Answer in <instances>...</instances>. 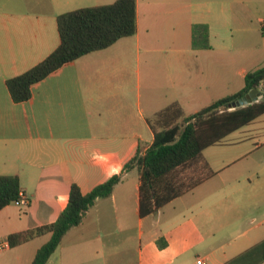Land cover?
Instances as JSON below:
<instances>
[{"label": "crops", "instance_id": "1", "mask_svg": "<svg viewBox=\"0 0 264 264\" xmlns=\"http://www.w3.org/2000/svg\"><path fill=\"white\" fill-rule=\"evenodd\" d=\"M115 1L0 0V176H18L27 201L0 211V243L54 223L72 184L88 194L119 175L47 264H226L264 240V218L246 214L264 211V116L206 149L214 176L156 214L140 215V173L125 165L153 144L159 112L178 103L195 114L264 66V0H136L133 37L64 65L14 103L7 80L59 47L57 18ZM194 25L209 27L210 50L194 49ZM50 238L9 246L0 264H32Z\"/></svg>", "mask_w": 264, "mask_h": 264}, {"label": "trees", "instance_id": "2", "mask_svg": "<svg viewBox=\"0 0 264 264\" xmlns=\"http://www.w3.org/2000/svg\"><path fill=\"white\" fill-rule=\"evenodd\" d=\"M60 45L45 60L25 73L7 80L6 86L14 103L21 104L32 98V87L45 80L64 65L93 52L105 50L121 39L133 37L137 32L136 0H117L113 4L82 8L57 18ZM192 45L196 50H210V30L207 25H194ZM264 83V66L247 74L240 92L213 102L199 112L186 116L180 104L174 103L159 112L150 127L154 142L125 165L129 170L137 167L140 173V215L158 213L166 205L193 191L214 172L204 162L206 149L221 145L235 132L264 116V98L244 107H234L241 98L259 89ZM193 167L204 173L200 179L189 182L180 177V170ZM121 176L83 194L77 184L69 190V201L58 219L46 226L8 237L10 247L26 244L37 237L51 235L39 249L32 264H47L60 246L65 235L79 226L86 213L100 199L109 198L120 183ZM188 181V180H187ZM23 195L18 176H0V211ZM161 248L166 243L160 242ZM226 264H264V240Z\"/></svg>", "mask_w": 264, "mask_h": 264}, {"label": "rangeland", "instance_id": "3", "mask_svg": "<svg viewBox=\"0 0 264 264\" xmlns=\"http://www.w3.org/2000/svg\"><path fill=\"white\" fill-rule=\"evenodd\" d=\"M261 47H262V44H261ZM263 120V121H262ZM258 125H262L263 127H264V118L263 119H261V121H259L258 123H257ZM264 129V128H263ZM264 152H263V149H261L259 152H258V154L259 155H262ZM180 177L182 178V179H184V180H186V182H189L190 181V179L192 178H194V179H200L202 176H204V173H202V172H200V175H199V172H197V175H195V177H191V176H193L194 174H196V170H194L193 169V167H188V168H186V169H181L180 171ZM188 180V181H187ZM264 204V203H263ZM260 205H262V203L260 204ZM258 207H255V208H252V210L250 211V210H247V212H246V214L247 215H249V216H258L259 217V221L261 220V219H263L264 218V211H262V210H259V211H256V209H257ZM249 221H250V219L249 220H247L246 221V223H245V225H247V223H249ZM244 225V226H245ZM247 227L245 226L244 227V229H246ZM226 241L228 242V241H230V238H229V236L226 238Z\"/></svg>", "mask_w": 264, "mask_h": 264}, {"label": "water", "instance_id": "4", "mask_svg": "<svg viewBox=\"0 0 264 264\" xmlns=\"http://www.w3.org/2000/svg\"><path fill=\"white\" fill-rule=\"evenodd\" d=\"M264 96L260 93L259 89L252 90L248 96L241 98L237 103L234 104V107H244L250 103H256L261 101Z\"/></svg>", "mask_w": 264, "mask_h": 264}, {"label": "built area", "instance_id": "5", "mask_svg": "<svg viewBox=\"0 0 264 264\" xmlns=\"http://www.w3.org/2000/svg\"><path fill=\"white\" fill-rule=\"evenodd\" d=\"M259 91L264 96V83H262L260 85ZM15 203L21 206V205H26L27 201H26L25 197L22 195L21 199L19 201H16ZM9 246H10L9 242H7V241L0 243V253L3 252L6 248H9ZM197 263L198 264H207L204 260H198Z\"/></svg>", "mask_w": 264, "mask_h": 264}]
</instances>
